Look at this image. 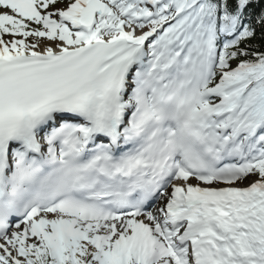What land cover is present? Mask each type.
I'll use <instances>...</instances> for the list:
<instances>
[{
	"label": "snow or ice",
	"instance_id": "6c2138e0",
	"mask_svg": "<svg viewBox=\"0 0 264 264\" xmlns=\"http://www.w3.org/2000/svg\"><path fill=\"white\" fill-rule=\"evenodd\" d=\"M0 264H264V0H0Z\"/></svg>",
	"mask_w": 264,
	"mask_h": 264
}]
</instances>
